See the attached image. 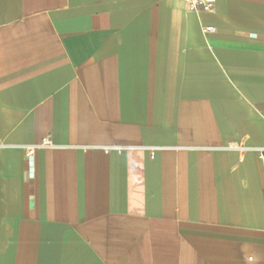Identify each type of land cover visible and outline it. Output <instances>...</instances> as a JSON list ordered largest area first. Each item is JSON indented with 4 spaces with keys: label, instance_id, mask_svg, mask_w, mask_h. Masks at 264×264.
I'll return each instance as SVG.
<instances>
[{
    "label": "crops",
    "instance_id": "0c3cea01",
    "mask_svg": "<svg viewBox=\"0 0 264 264\" xmlns=\"http://www.w3.org/2000/svg\"><path fill=\"white\" fill-rule=\"evenodd\" d=\"M263 150L264 0H0V264H264Z\"/></svg>",
    "mask_w": 264,
    "mask_h": 264
},
{
    "label": "built area",
    "instance_id": "2783aa9c",
    "mask_svg": "<svg viewBox=\"0 0 264 264\" xmlns=\"http://www.w3.org/2000/svg\"><path fill=\"white\" fill-rule=\"evenodd\" d=\"M183 1L187 9L190 11H208L213 12L215 10L216 0H180ZM204 32H212L215 31V28L213 26H206L204 27ZM44 145H51V141H45L43 143ZM32 154V150L29 151V155ZM154 155H150V159H153ZM261 158L264 164V150L261 152Z\"/></svg>",
    "mask_w": 264,
    "mask_h": 264
}]
</instances>
